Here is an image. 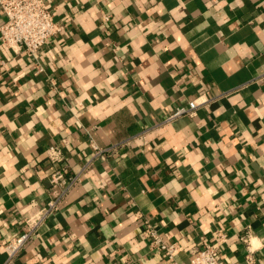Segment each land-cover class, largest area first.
<instances>
[{
    "label": "crops",
    "instance_id": "0c3cea01",
    "mask_svg": "<svg viewBox=\"0 0 264 264\" xmlns=\"http://www.w3.org/2000/svg\"><path fill=\"white\" fill-rule=\"evenodd\" d=\"M45 3L61 26L45 73L0 48V264L57 169L79 183L8 264H165L143 220L179 244V264L217 229L225 264L242 263L247 230L264 264V0ZM198 97L214 99L161 124ZM91 144L116 151L86 166Z\"/></svg>",
    "mask_w": 264,
    "mask_h": 264
},
{
    "label": "built area",
    "instance_id": "2783aa9c",
    "mask_svg": "<svg viewBox=\"0 0 264 264\" xmlns=\"http://www.w3.org/2000/svg\"><path fill=\"white\" fill-rule=\"evenodd\" d=\"M0 15L4 22L0 25V48L12 51H22L33 60L34 74L45 73L41 63L40 51L42 47L57 33L61 26L54 20L46 7L45 0H0ZM4 61L0 59V69ZM221 93L219 97L225 96ZM214 98L198 97L188 101L186 106L175 108L167 115L161 124H169L180 118H193L198 109L207 106ZM150 129L141 131L136 141L145 145L146 134ZM91 157L86 166L91 165L94 160H104L116 151V147L101 148L91 144ZM45 156L53 164L64 162L61 146L52 145L46 148ZM50 198L40 206L30 209L23 218L25 231L16 237H11L4 245L7 262H11L25 247V245L36 235L37 231L48 220V218L60 209V205L68 195L69 191L79 183L78 176H68L62 169H57L48 177ZM142 236L148 240L149 248L154 256L163 258L165 264H179L175 256L180 246L175 241H166L157 231L156 226L147 220L142 222ZM213 243L202 242L197 248L189 253L187 264H225L221 257V250L227 243L228 237L223 229L214 232ZM244 244L243 261L241 264H260L257 260V247L252 243V234L246 231L240 237Z\"/></svg>",
    "mask_w": 264,
    "mask_h": 264
}]
</instances>
